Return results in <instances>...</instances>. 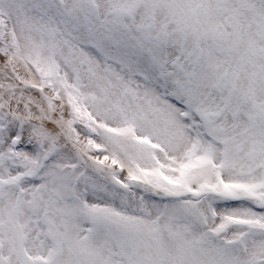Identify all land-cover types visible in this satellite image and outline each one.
Returning <instances> with one entry per match:
<instances>
[{"label": "snow or ice", "instance_id": "snow-or-ice-1", "mask_svg": "<svg viewBox=\"0 0 264 264\" xmlns=\"http://www.w3.org/2000/svg\"><path fill=\"white\" fill-rule=\"evenodd\" d=\"M0 264H264V0H0Z\"/></svg>", "mask_w": 264, "mask_h": 264}]
</instances>
